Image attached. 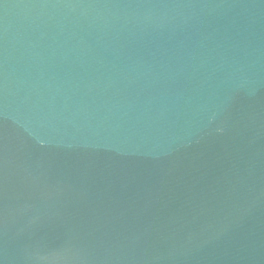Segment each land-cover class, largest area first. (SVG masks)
Here are the masks:
<instances>
[{"label":"water","instance_id":"obj_1","mask_svg":"<svg viewBox=\"0 0 264 264\" xmlns=\"http://www.w3.org/2000/svg\"><path fill=\"white\" fill-rule=\"evenodd\" d=\"M0 264H264V0H0Z\"/></svg>","mask_w":264,"mask_h":264}]
</instances>
